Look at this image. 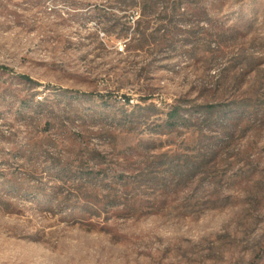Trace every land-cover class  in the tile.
I'll return each instance as SVG.
<instances>
[{
	"label": "rangeland",
	"instance_id": "rangeland-1",
	"mask_svg": "<svg viewBox=\"0 0 264 264\" xmlns=\"http://www.w3.org/2000/svg\"><path fill=\"white\" fill-rule=\"evenodd\" d=\"M0 264H264V0H0Z\"/></svg>",
	"mask_w": 264,
	"mask_h": 264
},
{
	"label": "trees",
	"instance_id": "trees-1",
	"mask_svg": "<svg viewBox=\"0 0 264 264\" xmlns=\"http://www.w3.org/2000/svg\"><path fill=\"white\" fill-rule=\"evenodd\" d=\"M128 2V4H132L135 2V0H126ZM24 78H26L27 80H29L30 82L35 83L31 78L27 77V76H23ZM42 103V102H40ZM179 114V109L178 108H174L172 111L169 112V115L172 119L176 118Z\"/></svg>",
	"mask_w": 264,
	"mask_h": 264
},
{
	"label": "built area",
	"instance_id": "built-area-1",
	"mask_svg": "<svg viewBox=\"0 0 264 264\" xmlns=\"http://www.w3.org/2000/svg\"><path fill=\"white\" fill-rule=\"evenodd\" d=\"M49 1H72V0H49ZM76 1H81V0H76Z\"/></svg>",
	"mask_w": 264,
	"mask_h": 264
}]
</instances>
